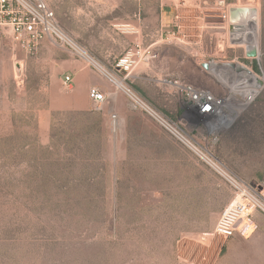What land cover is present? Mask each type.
<instances>
[{
    "label": "rangeland",
    "instance_id": "1",
    "mask_svg": "<svg viewBox=\"0 0 264 264\" xmlns=\"http://www.w3.org/2000/svg\"><path fill=\"white\" fill-rule=\"evenodd\" d=\"M43 1L97 65L49 40L28 54L0 26V264H264V215L247 238L216 236L229 183L113 80L179 123L189 115L179 85L224 99L231 92L208 66L248 69L251 86L231 76V121L181 129L227 176L264 189V0ZM240 7L256 14V45L236 23ZM97 9L113 10L102 35L90 25ZM91 86L106 95L99 111ZM240 88L253 89L246 105Z\"/></svg>",
    "mask_w": 264,
    "mask_h": 264
},
{
    "label": "built area",
    "instance_id": "2",
    "mask_svg": "<svg viewBox=\"0 0 264 264\" xmlns=\"http://www.w3.org/2000/svg\"><path fill=\"white\" fill-rule=\"evenodd\" d=\"M189 4V2H183L182 6ZM225 15L223 14V17ZM0 26L10 27L14 41L20 49L28 54L34 53L44 40L51 41L59 48L67 45L76 50V45L72 42L74 44L72 46L68 42L69 39L56 24L54 13L43 0H0ZM78 55L87 61L86 53L78 50ZM135 56L136 52H130L125 61L134 65L133 57ZM145 60H148L147 56L144 57ZM105 77L108 78L107 75ZM64 83L69 88L70 78L65 77ZM179 91L183 94L185 112L189 115L185 122L180 120L179 123H174L161 117L146 100L122 87V92L135 109L161 124L177 141L223 175L229 183L232 199L219 216L214 229L215 235L224 240L236 234L247 238L255 230L254 213L258 212L264 215V189L254 188L236 176H227L219 167L214 156L181 129L182 126H185L184 123L193 128H208L222 98H217L209 91L190 85H179ZM88 98L95 111L101 110L102 104L106 101V95L95 86L89 88Z\"/></svg>",
    "mask_w": 264,
    "mask_h": 264
},
{
    "label": "bare ground",
    "instance_id": "3",
    "mask_svg": "<svg viewBox=\"0 0 264 264\" xmlns=\"http://www.w3.org/2000/svg\"><path fill=\"white\" fill-rule=\"evenodd\" d=\"M237 18H236V23H246V27L249 25L250 30L248 29L249 33L253 30L254 32L250 33V37H249V41L250 43H252L254 41L257 42V30H254L256 25V14L254 13V10H252L251 8H247V7H240L238 10H237ZM237 25V24H236ZM234 25V26H236ZM235 29L232 28V30ZM68 38V37H67ZM69 39V38H68ZM67 39V40H68ZM68 42L70 44H72V46L74 45L72 43V41L69 39ZM256 45V43H255ZM76 49H78L80 52H83L85 53L82 49H80L79 47H76ZM253 53V52H252ZM87 61L89 62H92L94 64H96L93 59H91L89 56H86ZM97 65V64H96ZM208 69L211 73H213L220 81L221 83L224 85L225 88H227V90H229L231 92L230 96H228L227 98H224V99H221V102L219 104V106L217 107V109L215 110V114L213 116V120H212V124H216L217 122H215L214 120H225V119H230V121L232 120L231 119V108L232 106L234 105V103H236V100L234 98V87L233 85L231 84V80H232V74H236V72L241 75V76H244L246 75V77L248 78V86H251V82H254L256 77L251 74V72L248 70V69H242V67L240 66H237V67H234V66H230V65H219V64H213V65H210L208 66ZM241 76L237 77V79H242ZM114 80V84L122 90V86L121 84L118 85V81L113 79ZM259 81H257L256 83H258ZM253 89L249 88L247 90V92L245 94H243V89L240 88V90H238L239 94H237L241 99L237 101L238 105L241 104H247L249 102H251L253 100ZM237 105V106H238ZM226 111H229V113H227ZM220 124V123H219Z\"/></svg>",
    "mask_w": 264,
    "mask_h": 264
},
{
    "label": "crops",
    "instance_id": "4",
    "mask_svg": "<svg viewBox=\"0 0 264 264\" xmlns=\"http://www.w3.org/2000/svg\"><path fill=\"white\" fill-rule=\"evenodd\" d=\"M112 9L109 11V9H106V10H99V9H97L95 12H92L93 14H92V16H93V18H97V21H91V24L90 25H92L93 26V23H95V25L96 26H98L97 27V32L100 34V35H102V33H101V27H99V26H101V25H99L100 23H106V26H108V25H112V23H113V14H112ZM102 18V17H104V18H106V20L105 21H99L98 20V18ZM109 18H111L110 19V21H109ZM94 25V27H96ZM100 38V37H99ZM84 73H88L87 71H86V69L84 68V66L82 65V64H80V63H78V83H81V81H82V75L84 74ZM76 77H77V75L75 76V78H74V80L76 79ZM95 83L94 82H90V85H94ZM92 87V86H91ZM104 93V92H103Z\"/></svg>",
    "mask_w": 264,
    "mask_h": 264
}]
</instances>
